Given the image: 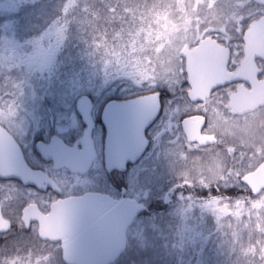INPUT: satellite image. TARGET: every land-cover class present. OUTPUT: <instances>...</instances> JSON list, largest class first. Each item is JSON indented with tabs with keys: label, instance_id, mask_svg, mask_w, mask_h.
<instances>
[{
	"label": "rangeland",
	"instance_id": "obj_1",
	"mask_svg": "<svg viewBox=\"0 0 264 264\" xmlns=\"http://www.w3.org/2000/svg\"><path fill=\"white\" fill-rule=\"evenodd\" d=\"M65 4L67 0H0V121L18 123L23 134L34 131L30 127H39L50 114L52 121L58 125L65 124L68 128L79 126V120L74 115L75 100L81 95L91 96L75 86L69 89L60 82L55 84L53 79L52 66L57 47L54 45L48 52L45 48L48 41L57 35L56 19L53 17L60 14ZM150 8L153 12L150 15L152 18L146 22L148 31L133 35L154 45V57L147 56L145 64L141 63V66H135L124 74L109 72L107 88H102L104 81H101L102 85H96L91 90L92 98L99 104L111 96L125 98L144 91L168 90L170 96L164 108L163 121L152 129L155 142L146 159L148 175L152 174L149 175V182L157 179L156 163L161 160L157 159V152L171 157L177 148L180 155L185 153L189 158V170L196 175H204L207 182L220 184L224 190L240 187V178L253 171L264 159V107L237 117L224 101L228 90L223 92V107L219 95L204 104L190 106L184 97L188 87L180 50L183 46L195 45L203 36L214 34L222 37L223 34L224 44H235V63L240 55L238 38L242 30L264 16V7L250 0H153ZM124 14L130 13L126 11ZM132 61L140 63L138 60ZM260 67L264 70V63ZM44 105L50 106L49 115L43 111ZM59 106L64 111L57 108ZM193 110L206 115L209 130H214L222 138L220 146L222 144L223 150L214 148L203 153L195 152L176 138L174 131H177L179 117ZM170 170H174L172 165ZM178 175L188 173L183 170ZM261 204H264V191L252 203L254 207ZM217 215L211 213L210 217L216 220ZM148 217L144 224L146 227L151 222ZM203 220L198 221L201 223ZM233 234L237 239L242 236L241 231ZM134 240H140V244L141 240L147 242V238L141 234ZM132 242L133 238L131 246ZM140 244L133 248L140 250L143 248ZM227 248L229 244L223 237L215 250L213 264L224 263L225 254L231 251L228 249L226 252Z\"/></svg>",
	"mask_w": 264,
	"mask_h": 264
},
{
	"label": "flooded vegetation",
	"instance_id": "obj_2",
	"mask_svg": "<svg viewBox=\"0 0 264 264\" xmlns=\"http://www.w3.org/2000/svg\"><path fill=\"white\" fill-rule=\"evenodd\" d=\"M246 28L242 30L238 38L240 55L235 63H233L235 44H224L223 34L222 37L214 34L203 36L195 45L183 47L192 48L203 39L210 38L221 46L229 47L228 70L234 71L242 58L241 38ZM181 59L183 60L182 57ZM256 63L261 71L258 78L263 79L264 70L261 69L260 65L264 61L257 60ZM238 85L248 88L242 82L220 87L212 91L210 97L204 102L189 101L187 98L189 88H187L184 91V97L190 106H196L208 102L213 96L219 95L220 105L223 107V92L228 90L224 100L228 108V96L235 91ZM154 93H158L160 110L155 121L145 130L147 146L141 149L140 144L132 146L122 139L115 138H111L109 142H106V129L102 122L105 105L112 100L125 101ZM169 96L168 90L157 89L135 93L125 98L103 99L99 104L96 99L90 97L93 105L91 117L94 123L91 133V147L82 141L83 135L81 133L84 132L85 126L76 112L75 104L74 115L79 120V126L72 128H68L65 124L58 125L55 123L56 121H52L51 112L48 110L50 106L45 105L42 108L45 114L46 112H48V115L50 114L49 118L41 121L39 127L31 126L30 128L35 130L28 134L21 133L18 123L15 124L14 121H12L13 123L0 121V241L18 236L21 232L30 233L38 238V221H36V218L47 215L51 206L55 203L88 196H98L103 201H112L113 203L133 200L145 207L144 210L137 212L131 225L125 231L124 252L121 256L127 255L132 250V238L136 239L139 234L145 235L146 226L144 224H146V218L150 211L156 212L157 215H163L165 219L170 217L179 219L182 214H187V218H190V220L203 219L195 215L205 214L206 210L212 206L213 197L210 195L211 192L213 190L215 192L223 191V188L220 184L213 185L207 182L204 175H196L192 170H189L191 162L185 153L180 155V150L176 148L173 152L174 156L167 157L163 156V152L158 151L156 157L161 160L156 163L155 175L157 179L149 182V177H151L149 175L152 174L148 175L149 169L146 159L155 142L152 129L156 124L163 121L164 108L166 102L168 103ZM57 108L64 111L60 106ZM228 109L237 117L250 114L238 116L233 110ZM196 116L203 118L201 135L213 137L214 143L199 146L197 143L187 141L182 122L184 119ZM208 124L206 115L200 111H188L179 117L176 126L177 131H174L175 136L178 140H181L182 145L193 148L195 152L203 153V151L214 148L223 150L222 144L220 146L222 138L214 130H209ZM77 144H80L81 147L77 148ZM73 149L75 150L73 151ZM106 155L110 158L108 167L105 165ZM135 156H137L135 161L126 162V157L133 158ZM91 158L92 161L89 163ZM68 164L75 165L78 171H74ZM171 165L174 170H170ZM183 170L187 171L188 175L179 176L178 173ZM30 206H32L33 211L30 216L35 219L25 226L22 221L23 211ZM214 208L217 209V207ZM87 214L80 212L81 216L76 219L75 225L69 223L60 226V241L49 242L42 241L39 238L38 240L55 245L60 250L61 240L66 239L69 237L68 235L73 233H83L88 235L82 242V250L86 254L90 253L94 247L100 248L105 242L103 235L106 228L103 225L96 224L93 218L85 219L84 215ZM110 214H112L111 219L115 220L121 214V211L115 210ZM107 219H104V222ZM6 223H8V228L3 231L7 227ZM140 245L143 246L141 250L145 249V241Z\"/></svg>",
	"mask_w": 264,
	"mask_h": 264
},
{
	"label": "trees",
	"instance_id": "obj_3",
	"mask_svg": "<svg viewBox=\"0 0 264 264\" xmlns=\"http://www.w3.org/2000/svg\"><path fill=\"white\" fill-rule=\"evenodd\" d=\"M129 1L67 0L60 14L53 17L57 35L45 48L48 52L54 45L57 47L52 66L55 84L60 82L69 89L75 86L92 98L91 90L101 81H104L102 88H107L109 72L121 75L145 64L147 56L154 57V45L133 35L148 31L146 22L152 18L153 0ZM126 11L130 14H124ZM210 195L211 208L205 214L195 215L204 219L201 223L188 219L187 214L179 219H165L150 211L151 222L145 227V235L142 234L147 238L146 249L133 248L140 244V240L133 239L132 250L114 264H213L215 250L223 237L229 244L226 252L231 249L223 264H264V204L252 205L258 196H252L242 184L233 189L213 190ZM211 213L218 214V218L214 220ZM237 231L242 232L240 239L233 234ZM27 261L64 264L55 245L43 243L30 233L21 232L0 241V264Z\"/></svg>",
	"mask_w": 264,
	"mask_h": 264
},
{
	"label": "water",
	"instance_id": "obj_4",
	"mask_svg": "<svg viewBox=\"0 0 264 264\" xmlns=\"http://www.w3.org/2000/svg\"><path fill=\"white\" fill-rule=\"evenodd\" d=\"M258 6H264V0H251ZM242 58L234 71L228 70L230 49L219 45L210 38L203 39L192 48L183 47L180 55L184 60V73L189 88L187 98L191 102H204L212 91L233 83H244L245 88L238 85L228 96V108L238 116L252 113L264 106V78L259 79L261 71L256 63L264 61V16L252 21L244 31L242 38ZM92 103L87 95L79 96L75 101V109L85 126L82 141L92 146L91 133L94 126L91 111ZM160 110L158 93L135 97L125 101H109L103 111L102 122L106 129V142L109 139H122L128 145L147 146L145 130L155 121ZM105 113L107 116L105 117ZM203 118L196 116L184 119L182 127L188 142L206 146L214 143L213 137L201 135ZM134 154V152H133ZM135 155V154H134ZM138 156V155H137ZM137 156L126 157V162H133ZM92 161L89 160V163ZM110 158L105 157L108 167ZM125 162V161H123ZM74 171L75 165L68 164ZM241 183L246 186L252 196L259 195L264 190V160L251 172L241 177ZM145 207L133 200L122 203L103 201L98 196L71 198L51 206L47 215L36 218L38 221V238L42 241L58 242L61 238L60 226L74 224L80 217V212L88 213L87 218H93L96 224L106 228L103 235L105 242L100 248L86 254L82 250V242L87 234L73 233L60 242L61 259L64 264H114L124 252V237L126 229L131 225L137 212ZM120 210L121 214L115 220L110 212ZM32 206L23 211L22 221L25 226L35 218H31ZM79 213V215H78ZM108 218V219H107ZM104 219H107L104 222ZM7 227L3 229L6 231ZM57 231H56V230ZM59 232V233H58ZM101 235V234H100ZM102 236V235H101Z\"/></svg>",
	"mask_w": 264,
	"mask_h": 264
},
{
	"label": "snow or ice",
	"instance_id": "obj_5",
	"mask_svg": "<svg viewBox=\"0 0 264 264\" xmlns=\"http://www.w3.org/2000/svg\"><path fill=\"white\" fill-rule=\"evenodd\" d=\"M107 116V113H105V117ZM81 127H83L82 125H81ZM82 135L84 134L83 132L81 133ZM79 147H81V145L80 144H77V148H79ZM75 149H73V151H74Z\"/></svg>",
	"mask_w": 264,
	"mask_h": 264
}]
</instances>
